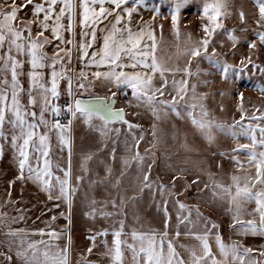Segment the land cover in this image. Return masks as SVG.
I'll use <instances>...</instances> for the list:
<instances>
[{
  "label": "snow or ice",
  "instance_id": "6c2138e0",
  "mask_svg": "<svg viewBox=\"0 0 264 264\" xmlns=\"http://www.w3.org/2000/svg\"><path fill=\"white\" fill-rule=\"evenodd\" d=\"M189 3L0 0V158L6 147L10 148L15 165V175L6 181L5 196L0 200V209L12 206L16 213L0 210V246L6 249L0 251V257L6 264H13V254L16 264H73L71 210L77 195H82L87 208L84 216L93 221L99 217L107 226L87 237L90 244L79 253L76 264H105L89 260L87 254L96 247L98 237L106 238L109 233L111 242L102 240L105 251L101 255L107 258L106 264H264V243H245L249 235L264 238V101L246 105L244 92L237 90L235 108L239 115L229 121L216 115V111H225L223 103L216 109L207 106L208 97L216 93L199 91L215 83L202 76L219 75L221 81L233 85L257 77L251 86L264 97V62H260L264 53V0H253L252 39L246 35L249 17L242 8L236 10L241 26L226 27L225 21L232 18L236 7L232 0H200L202 35L194 38L190 31L182 33L181 11ZM163 5L169 8L170 47L175 50V59L157 55L165 40L164 26L155 23L158 16L167 18L161 13ZM141 9L150 10L152 16L144 20ZM134 14L140 17L136 21ZM225 38L228 47L220 52L216 45L224 48ZM241 41H247L246 53L239 48ZM230 57L237 62H230ZM204 62L207 68L202 67ZM97 86L105 89L104 94L94 91ZM218 94L223 97L232 93ZM62 95L67 96L63 103ZM118 95L126 97L120 106ZM132 109L133 116H140L142 109L152 118V140L143 152L140 146L145 133H138L141 125L127 118ZM170 116L186 121L209 149L218 147L221 138L235 142L234 148L210 153L232 162L235 170L226 174L227 181L218 178L220 174L212 172L204 158L189 168L184 166L189 163L187 158L173 163L167 151L161 155L166 158L170 179L152 177L155 149L163 136L170 135L178 150L200 151L188 143V133L174 123L173 132H158L156 122H166ZM78 119L99 134V147L81 153L77 166L73 160V127ZM110 139L124 146L122 170L114 179L112 166L105 164L102 177L90 167ZM110 156L115 161L114 147ZM133 164L136 183L132 195H128L122 178ZM216 166L223 168L219 161ZM201 174L206 181L201 180ZM189 175L193 176L190 181L185 179ZM17 182H31L48 201L66 205L68 214L59 215L68 225L59 231L47 221L43 227H14L25 220V209L16 207L17 201L12 198ZM101 185H106L105 195L98 199L96 189ZM193 186L201 197L210 193V199L195 205L179 199ZM145 189L162 210L161 229L137 227L141 218L135 213L133 224L127 223L129 202L135 204L142 199ZM170 201L177 207L175 225L170 223ZM200 203L222 207L229 216L230 232L237 238L226 240L218 222L201 212ZM50 219L55 222L57 216ZM181 224L186 229L183 233ZM181 235L193 240L180 244L184 255L170 238ZM61 238L65 240L62 245L56 243Z\"/></svg>",
  "mask_w": 264,
  "mask_h": 264
},
{
  "label": "rangeland",
  "instance_id": "374dc122",
  "mask_svg": "<svg viewBox=\"0 0 264 264\" xmlns=\"http://www.w3.org/2000/svg\"><path fill=\"white\" fill-rule=\"evenodd\" d=\"M232 3L236 6L233 9V16L231 19H228L225 21L226 27L227 28H234V27H239L241 26L240 21L238 19V14H237V9L242 8V10L245 12L246 16L249 17V27H248V32L246 35L248 36L249 39L254 38L253 33L251 31V28L255 27L254 24H252L250 16L254 12V4L253 0H232ZM169 12V10H168ZM201 23V18L198 16L197 20H193L190 25L187 24V26H184L183 28L180 27V30L182 33L190 31L193 35L194 38L199 37L202 35V30L199 28V25ZM163 27V35L165 37L164 43L160 49L159 55L161 57L167 58L168 56H172L173 59H175V50L170 47V45L173 43V37L171 35V21L170 17L167 19H164L162 23ZM196 28L194 30H191L190 28ZM218 51L224 52L226 48L228 47V42L225 38V47L221 48L219 44L216 45ZM239 48L243 52H247V41H241V44L239 45ZM230 62L236 63L237 60L235 58H229ZM260 62H264V53L260 55ZM194 66V65H193ZM202 67L207 68L208 65L206 62L202 64ZM201 79H212L215 81V83L211 84L208 88L201 87L199 88V91L202 92H212L216 93L215 96L213 97L210 95L206 101L207 106L212 109H216L217 105L219 103H223L225 106V111L220 112L216 111L217 116H222L226 117L229 121L231 118L235 115L238 116L239 113L237 112L235 108V104L238 102L237 97L235 96V92L237 90H242L244 92L245 96V104L247 105L249 101L252 103H261L264 101V97H262L259 93L258 90H254V88L251 86L253 82L257 79V77H252L251 80L244 78L239 81L238 85H233V84H227L224 83L223 81L220 80L219 75H215L213 77H204L202 76ZM94 91L99 94H104L105 89L103 87L97 86ZM219 91H230L232 94L231 95H225V96H220L218 93ZM126 97L118 95L117 97V106H120L124 103ZM67 100L66 95L61 96V102H64ZM132 111H135V109L129 110L127 113V118L129 120L138 122L141 125V129H137L136 131L139 133V131H143L145 133V140L141 142V151L143 152L144 147H146L148 142H151L152 138L149 135L151 129L149 128V125L152 123V118L149 113L144 112V110L141 111L140 116H133L131 114ZM173 123L176 125V127L181 131V132H187L188 133V143L192 145L194 148L200 149L199 152L197 151H192V152H184L182 149H177L176 142L173 141L170 135H165L163 136L162 142L158 145L157 149H155L156 152V164L153 165L152 169V177L155 178L157 175L161 176L165 181L170 179V173H168L165 170V161L166 158L165 156L161 155L162 152L167 151L170 153V156L168 159H170L173 163L178 159H183L187 158L189 163L187 165H184L186 167L191 168L192 163L200 158H204L206 161V165L210 164V169L212 172L219 173L218 178H223L225 181H227V173H230L234 171V166L232 162L228 159V157H220V156H211V152H219V151H227L231 148L235 147V142L229 138H221L218 141V147H213L211 149L208 148L207 144L205 141H203L199 136L194 135V130L192 127L186 122V121H181L176 119L174 116H170V118L166 122H161L157 121V129L158 132L162 130L164 133H171L174 131L172 125ZM87 137V136H86ZM84 139H90V138H84ZM123 139V134L121 135V140ZM241 142H244L243 138L241 139ZM84 144H89L94 146L99 147L98 141H85L83 142ZM97 147L93 148L96 149ZM116 149V156H118V159L124 154V146L122 143L117 142L116 144H113L111 139L107 142V147L104 148L101 152H99L97 155L102 156V157H111L110 153L112 148ZM121 161V159H119ZM113 161V160H112ZM222 163L223 168L218 169L217 168V162ZM135 167V165L133 164ZM186 180H192L193 176L189 175L185 178ZM201 180L206 181L207 177L201 174ZM180 182H177V190H180ZM202 187V185H201ZM207 191V190H206ZM143 200L146 204H149V219L150 222H140L137 224V227L143 226V228L146 227H155L157 229L162 228V220H163V213L162 210L157 209L156 203L153 202L152 195L149 192V190L145 189L143 192ZM159 196H156V201H159ZM179 199L183 200L185 203L195 205L198 201L201 200H209L210 199V193L207 195H204L203 197L200 196V194L197 193L196 187L193 186L190 188L187 193L184 196L179 197ZM141 200V199H140ZM169 212L172 216L171 224L175 225L176 224V212H177V207L170 201L169 205ZM222 207L212 205V206H205L204 203H200V210L201 212L207 216L210 217L212 220L217 221L218 224L220 225L219 230L221 233L224 235L227 226L221 221V213H222ZM195 215V213H193ZM93 224V223H92ZM129 224H133V222H129ZM97 225V224H96ZM148 225V226H147ZM95 226V223H94ZM181 227H184L183 224L180 225ZM169 231L171 232L172 229L170 228Z\"/></svg>",
  "mask_w": 264,
  "mask_h": 264
},
{
  "label": "crops",
  "instance_id": "0c3cea01",
  "mask_svg": "<svg viewBox=\"0 0 264 264\" xmlns=\"http://www.w3.org/2000/svg\"><path fill=\"white\" fill-rule=\"evenodd\" d=\"M149 2H152V0H149ZM158 2V0H156ZM168 5H163L161 7V13L164 16H167V18L170 17ZM201 11V4L200 0H190V3L181 11L180 16V26L183 28L184 26H187L191 24L193 20L198 19V13ZM141 14L144 20H148L152 16V12L150 10H144L141 9ZM140 17L134 14V21L138 20ZM166 18V19H167ZM164 19L161 17H157L155 23L160 24L163 22ZM191 30H194L196 28H190ZM159 29H157V33L159 34ZM51 51V48L48 49ZM160 50L158 51L157 55H159ZM77 68L79 67V64L75 65ZM24 79V78H22ZM61 89L63 91V84L61 85ZM63 103V102H61ZM73 136H74V165L78 166V162L80 160V154L86 153L90 150L94 151L95 147L89 144H84L83 142L87 141H98L99 134L95 132L92 129H89L87 125H85L81 120H76L73 127ZM87 136V137H86ZM84 138H90V139H84ZM59 151V149H56ZM120 159V158H119ZM118 159V156H116L115 161H112L111 157H102L98 156L93 159L90 162V167L93 172H98L100 176H104V167L105 164L110 165L113 167V179L115 176L119 175V172L122 170V164L121 161ZM15 175V165L14 161L12 159V152L10 148L5 149V153L2 158H0V200H2L5 196V190L7 188L6 181L8 179H11ZM135 175L136 170L135 167L132 166L128 172H126L125 176L122 178L123 181V187L128 190V195H132V188L135 186ZM93 179H96L94 176ZM87 185L85 184V187ZM104 187L106 185L98 186L96 189V196L98 199L103 198L105 193L103 191ZM111 191V189H109ZM144 195H142L143 197ZM12 198L13 200L17 201L16 207H21L25 209V220L21 221L19 224L13 225L14 227H27V228H36V227H43L44 222L47 221L49 224H51L52 227L56 228L58 231L61 230L63 227H66L68 225L67 220L64 217H61L59 213L64 212L65 215L68 214V209L66 205H63L60 201H48L47 197L44 193L40 192L38 188L32 184L31 182L21 185L20 182H17L12 189ZM82 195H77L74 200V205L71 210V216H72V224H71V235L73 238V244H72V253H71V259L73 264H76V260L78 259L79 253L86 249L90 241L87 239V237L91 234H94V231L101 228L106 227L107 224L101 220L99 217L95 221H93L90 217L84 216V212L87 210V208L82 204ZM54 204H60V207H54ZM0 210H7L12 215H15V209L12 206H8L7 209H0ZM128 220L127 223L133 222V214H138L141 218V222H150L149 219V204H146L143 200V198L140 200L138 199L135 204L129 202L128 207ZM55 215L57 216V220L55 222L51 221V217ZM221 221L227 226L225 234L223 237L227 240L230 236L233 239H236L234 235L230 232L229 229V216L224 212V209H222V213L220 215ZM93 223V224H92ZM95 223V226H94ZM97 224V225H96ZM131 226V224H129ZM148 226V225H147ZM148 227L144 228L147 229ZM89 229H92V232H89ZM185 226H180V231L183 233L185 231ZM176 243L178 251L181 252L182 255H184L183 249H181L179 246L180 244H191L193 243L192 238L185 237L181 235L180 237L171 236ZM108 239L109 243L111 242V233H109L108 237H98L96 247L93 248V251L91 254L88 255V259L91 261H97V262H105L106 264V257H103L101 255L102 252L105 251L104 245L102 243V240ZM65 242L64 238H61L60 240L56 241V243L63 244ZM245 243L252 245V246H259L260 244L264 243V238L259 236H251L245 238ZM0 251H6L2 246H0ZM0 264H6L3 257H0ZM13 264H16L15 257L13 254Z\"/></svg>",
  "mask_w": 264,
  "mask_h": 264
},
{
  "label": "water",
  "instance_id": "95a60500",
  "mask_svg": "<svg viewBox=\"0 0 264 264\" xmlns=\"http://www.w3.org/2000/svg\"><path fill=\"white\" fill-rule=\"evenodd\" d=\"M122 96V95H121Z\"/></svg>",
  "mask_w": 264,
  "mask_h": 264
}]
</instances>
